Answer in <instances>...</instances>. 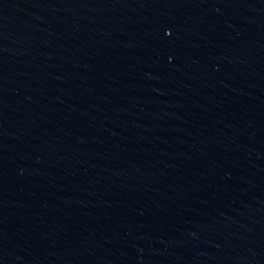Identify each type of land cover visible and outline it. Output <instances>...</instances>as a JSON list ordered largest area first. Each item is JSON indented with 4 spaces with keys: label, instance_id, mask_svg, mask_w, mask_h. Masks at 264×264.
Wrapping results in <instances>:
<instances>
[{
    "label": "water",
    "instance_id": "obj_1",
    "mask_svg": "<svg viewBox=\"0 0 264 264\" xmlns=\"http://www.w3.org/2000/svg\"><path fill=\"white\" fill-rule=\"evenodd\" d=\"M0 264H264V0H0Z\"/></svg>",
    "mask_w": 264,
    "mask_h": 264
}]
</instances>
